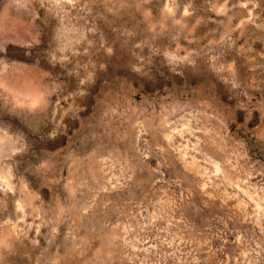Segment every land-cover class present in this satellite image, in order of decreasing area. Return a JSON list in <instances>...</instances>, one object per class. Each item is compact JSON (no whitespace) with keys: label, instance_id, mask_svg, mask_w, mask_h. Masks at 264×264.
Here are the masks:
<instances>
[{"label":"rangeland","instance_id":"1","mask_svg":"<svg viewBox=\"0 0 264 264\" xmlns=\"http://www.w3.org/2000/svg\"><path fill=\"white\" fill-rule=\"evenodd\" d=\"M0 264H264V0H0Z\"/></svg>","mask_w":264,"mask_h":264}]
</instances>
